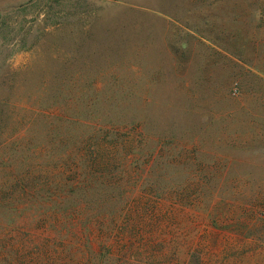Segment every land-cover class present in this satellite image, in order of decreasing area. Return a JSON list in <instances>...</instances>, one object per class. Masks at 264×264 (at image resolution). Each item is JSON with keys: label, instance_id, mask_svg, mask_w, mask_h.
<instances>
[{"label": "rangeland", "instance_id": "rangeland-1", "mask_svg": "<svg viewBox=\"0 0 264 264\" xmlns=\"http://www.w3.org/2000/svg\"><path fill=\"white\" fill-rule=\"evenodd\" d=\"M0 264H264V0H0Z\"/></svg>", "mask_w": 264, "mask_h": 264}]
</instances>
